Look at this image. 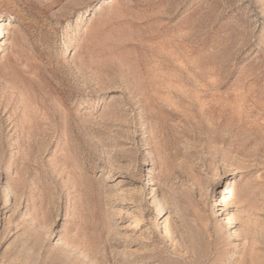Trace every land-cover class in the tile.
Here are the masks:
<instances>
[{"label": "rangeland", "instance_id": "obj_1", "mask_svg": "<svg viewBox=\"0 0 264 264\" xmlns=\"http://www.w3.org/2000/svg\"><path fill=\"white\" fill-rule=\"evenodd\" d=\"M2 22L0 264H264V0Z\"/></svg>", "mask_w": 264, "mask_h": 264}, {"label": "bare ground", "instance_id": "obj_2", "mask_svg": "<svg viewBox=\"0 0 264 264\" xmlns=\"http://www.w3.org/2000/svg\"><path fill=\"white\" fill-rule=\"evenodd\" d=\"M4 24H3V22L0 24V37L3 35V33H4ZM229 223H231V222H229Z\"/></svg>", "mask_w": 264, "mask_h": 264}]
</instances>
